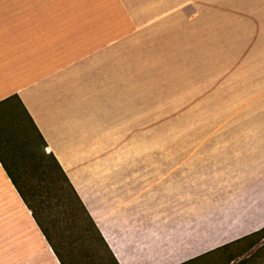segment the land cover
<instances>
[{
    "label": "crops",
    "instance_id": "crops-1",
    "mask_svg": "<svg viewBox=\"0 0 264 264\" xmlns=\"http://www.w3.org/2000/svg\"><path fill=\"white\" fill-rule=\"evenodd\" d=\"M186 71L229 78L193 145L157 146L155 74ZM12 95L117 264H223L264 227V0H0ZM0 218V264H61L1 164Z\"/></svg>",
    "mask_w": 264,
    "mask_h": 264
},
{
    "label": "trees",
    "instance_id": "trees-1",
    "mask_svg": "<svg viewBox=\"0 0 264 264\" xmlns=\"http://www.w3.org/2000/svg\"><path fill=\"white\" fill-rule=\"evenodd\" d=\"M0 164L61 264H117L16 95L0 101ZM262 240L264 227L214 252L228 250L229 264ZM263 262L264 243L236 264Z\"/></svg>",
    "mask_w": 264,
    "mask_h": 264
},
{
    "label": "rangeland",
    "instance_id": "rangeland-1",
    "mask_svg": "<svg viewBox=\"0 0 264 264\" xmlns=\"http://www.w3.org/2000/svg\"><path fill=\"white\" fill-rule=\"evenodd\" d=\"M156 48L159 49V52L163 51V45ZM155 59L163 58L156 57ZM188 68L193 67L188 66ZM228 78V74L225 73L214 74L199 71L156 73L154 144L157 146L166 145L171 148L180 144L193 145L196 132L201 135V125L207 123L204 120H195L194 114L196 112L210 114L209 98L212 96V87L217 82L221 85ZM180 129L185 130L186 134L184 132L183 135H180ZM141 141L142 139L139 143ZM2 229L3 226L0 224V244H2L4 236Z\"/></svg>",
    "mask_w": 264,
    "mask_h": 264
}]
</instances>
